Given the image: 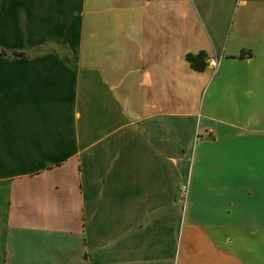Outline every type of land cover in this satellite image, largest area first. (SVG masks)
Here are the masks:
<instances>
[{
    "label": "crops",
    "instance_id": "1",
    "mask_svg": "<svg viewBox=\"0 0 264 264\" xmlns=\"http://www.w3.org/2000/svg\"><path fill=\"white\" fill-rule=\"evenodd\" d=\"M0 49V264H264V0H0Z\"/></svg>",
    "mask_w": 264,
    "mask_h": 264
},
{
    "label": "trees",
    "instance_id": "2",
    "mask_svg": "<svg viewBox=\"0 0 264 264\" xmlns=\"http://www.w3.org/2000/svg\"><path fill=\"white\" fill-rule=\"evenodd\" d=\"M1 54H5L6 50L0 49ZM16 56L24 55V52H14L13 53ZM204 54L200 53L198 56L194 57L193 55L189 54L187 55L188 61L191 63V66L196 70H203L206 66V62L204 60Z\"/></svg>",
    "mask_w": 264,
    "mask_h": 264
},
{
    "label": "rangeland",
    "instance_id": "3",
    "mask_svg": "<svg viewBox=\"0 0 264 264\" xmlns=\"http://www.w3.org/2000/svg\"><path fill=\"white\" fill-rule=\"evenodd\" d=\"M36 51H56V50L52 46H43L39 50H36ZM186 195H187V188H186V194H185V196H183L182 194H180V196L183 199H185L186 198Z\"/></svg>",
    "mask_w": 264,
    "mask_h": 264
},
{
    "label": "built area",
    "instance_id": "4",
    "mask_svg": "<svg viewBox=\"0 0 264 264\" xmlns=\"http://www.w3.org/2000/svg\"><path fill=\"white\" fill-rule=\"evenodd\" d=\"M186 186H182L181 189H180V194H182L183 196H185L186 194Z\"/></svg>",
    "mask_w": 264,
    "mask_h": 264
}]
</instances>
